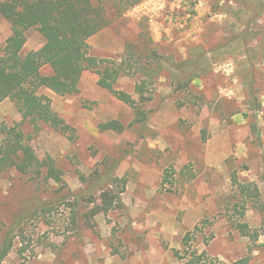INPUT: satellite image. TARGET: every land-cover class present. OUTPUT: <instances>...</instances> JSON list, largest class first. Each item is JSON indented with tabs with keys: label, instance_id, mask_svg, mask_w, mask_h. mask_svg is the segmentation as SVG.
Segmentation results:
<instances>
[{
	"label": "rangeland",
	"instance_id": "rangeland-1",
	"mask_svg": "<svg viewBox=\"0 0 264 264\" xmlns=\"http://www.w3.org/2000/svg\"><path fill=\"white\" fill-rule=\"evenodd\" d=\"M102 1L116 13V0ZM10 34L0 15V47ZM26 37L23 55L44 44L34 29ZM240 37L242 52L229 45ZM88 44L91 56L117 63L147 46L158 54L147 60L148 120L129 128L134 112L89 71L73 96L40 90L70 127L67 136L47 126L35 131L2 102L0 128H16L43 163L53 160L64 185L14 169L0 175V244L12 239L1 264H180L173 251L195 227L198 252L226 264L245 257L264 264V0H143L112 16ZM196 58L205 61L200 72ZM137 78L119 80L116 90L138 101ZM109 121L125 131L100 132ZM108 165L125 181L115 188L123 208L102 213L100 195L111 187L91 177L108 173ZM232 174L259 190L260 203L242 219L258 233L255 244L232 225L239 219ZM41 203L49 210L32 216Z\"/></svg>",
	"mask_w": 264,
	"mask_h": 264
},
{
	"label": "trees",
	"instance_id": "trees-1",
	"mask_svg": "<svg viewBox=\"0 0 264 264\" xmlns=\"http://www.w3.org/2000/svg\"><path fill=\"white\" fill-rule=\"evenodd\" d=\"M142 1L116 0V13L111 14L102 0H0V15L9 24L11 32L4 46L0 47V104L9 100L22 120L35 131L47 126L67 136L70 127L52 111L50 100L40 94V90H49L59 97L73 96L78 93L83 73L89 71L98 77L97 85L101 89L110 92L116 100L134 112L129 128L144 125L148 120V113L142 106L150 100L146 97L148 82L145 79L152 77L148 61L158 60V54L147 46L117 63L115 60L91 56L88 44L90 38L110 26L112 16L119 18ZM31 29L36 30L45 43L39 50L23 55L27 42L26 33ZM229 45L238 46L237 50L240 49L241 52L246 50L241 37ZM225 49L220 48L219 51ZM132 56L136 58V63H133ZM192 65L200 72L204 69L205 61L196 58ZM43 70H49L50 73L43 75ZM136 77L138 82L134 90L139 97L138 101L128 93L116 90L119 80ZM193 78L195 77L189 81ZM98 129L100 132L122 133L126 128L118 121H109L100 124ZM0 130L4 135L0 142V175L14 169L33 181L45 184L52 181L56 185H64L62 171L55 162L48 160L43 163L29 146L28 138L20 131L5 126ZM68 138L72 140V136ZM115 166L111 168L108 165V173L101 175L96 172L91 177L92 182H109L111 187L100 195L102 203L98 210L102 213L123 208L120 194L115 188L121 185L124 189L125 181L113 176ZM81 180L88 181L83 177ZM231 183L234 189V211L239 214V219L232 225L242 237L255 244L258 233L242 219L249 206L255 207L260 203L259 190L253 182H240L235 174L231 175ZM75 200L77 202L83 199L76 196ZM48 207L49 204L41 203L32 212V216L47 212ZM15 229L16 227H12L10 232ZM198 230L195 227L184 235L180 251H173L176 260L180 264H226L209 257L204 251L193 249L192 243ZM10 235L11 233L6 235L0 244V264L12 249ZM249 260V257H245L230 264H249Z\"/></svg>",
	"mask_w": 264,
	"mask_h": 264
},
{
	"label": "crops",
	"instance_id": "crops-1",
	"mask_svg": "<svg viewBox=\"0 0 264 264\" xmlns=\"http://www.w3.org/2000/svg\"><path fill=\"white\" fill-rule=\"evenodd\" d=\"M44 40V39H43ZM44 43H45V41H44Z\"/></svg>",
	"mask_w": 264,
	"mask_h": 264
}]
</instances>
